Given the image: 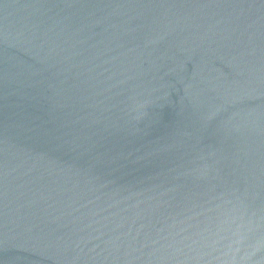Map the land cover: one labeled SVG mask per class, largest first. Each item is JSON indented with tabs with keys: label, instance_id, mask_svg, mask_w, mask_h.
Wrapping results in <instances>:
<instances>
[{
	"label": "water",
	"instance_id": "water-1",
	"mask_svg": "<svg viewBox=\"0 0 264 264\" xmlns=\"http://www.w3.org/2000/svg\"><path fill=\"white\" fill-rule=\"evenodd\" d=\"M0 264H264V0H0Z\"/></svg>",
	"mask_w": 264,
	"mask_h": 264
}]
</instances>
